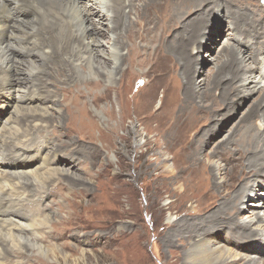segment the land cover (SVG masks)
Returning <instances> with one entry per match:
<instances>
[{"label":"bare ground","instance_id":"6f19581e","mask_svg":"<svg viewBox=\"0 0 264 264\" xmlns=\"http://www.w3.org/2000/svg\"><path fill=\"white\" fill-rule=\"evenodd\" d=\"M97 1L95 0L91 5L93 8L94 6L98 7L94 9L95 11L91 8L92 18L96 17L99 24L107 27L105 33L111 30V34L114 36L110 40L112 46L108 48V55L103 56L105 58L103 67H99V63H97L99 51L95 50L97 42L92 37L94 31L91 27L84 28V25L89 24L93 19L87 15L88 10L86 8L83 10V7L79 6V0H0V109H2L0 122L4 109L7 111L9 108H13L14 110H11L15 113L5 118L0 128V264H4L2 260L9 253H15L18 256L22 254L21 251L25 250H28V253H37L46 259L55 258L61 254L54 245L45 247L41 242L44 237L41 235L40 229L49 224L50 215L46 214L39 217V211L27 214L23 213L22 209L26 207V202H33L30 200L33 186L39 192H44L49 185L63 179L71 184L77 183L79 179L64 168L66 162H63L62 159L59 160L61 150L47 144L42 147L43 149L34 146L37 156L38 153L45 151L43 159L39 160L36 156H29L30 151H27L25 146L23 147L24 144H29L27 140H30L35 132L44 131L47 123L53 122L59 126L62 120L59 109H56L58 104L56 105L51 99L53 93L45 90L47 84L41 86V82L54 83L58 93H64L60 83L70 84V86L72 83V86L75 87L77 84L78 86L81 85L80 81L83 80H85L84 87L95 85L97 88L100 83L98 78L89 79L83 70L88 71V76L94 74L108 82L112 71H122L124 57L121 51L126 50V58L129 59V64H132L131 60L133 61L135 54L139 56V59L145 57V55H141L143 44L155 45L153 53L144 58L146 62L153 57L160 69H162L161 63L164 61L170 62L171 65L174 62L175 65L179 66L182 82L176 83V100L171 110L178 112L175 120L179 122L182 120L186 122V127L191 126L195 128L194 131H199L198 137L193 139L190 136L186 147H183L186 153V166L189 167L188 173L195 178L197 173L203 174V171H200L199 167H195V164H197L198 153L204 140L217 136V131L222 132L223 128L220 126L226 124V119L229 118L231 110L237 108L238 101L254 92L258 95L245 116L239 118L234 128L229 131L227 138L217 145L226 149L233 142L231 139L234 138L236 131L239 133V128L245 129L251 120L261 119L262 130L254 131L251 128L252 130L247 129L245 133L240 132L241 139L238 143L241 144L239 146L241 150H236L235 155L237 157H234L232 162L241 164L238 182L240 187L230 193L228 186H226L227 193L225 192V194L228 198L221 208H218L220 209L219 215L228 216V225H226L229 226L228 228L231 229L234 237L239 238L238 242L240 241L241 248L250 241H256L255 237L259 236L260 228L252 229V226L255 224L260 226L261 219L259 220L258 215L252 222L241 224L236 222L241 213L243 200L249 198L248 195L256 191L252 190V182L259 181L257 189L264 191V182L261 181L264 179V88L257 87V84L261 83L258 81L260 78L253 75L254 69L249 66L250 63L256 62L259 51L264 50V41H259L261 38L264 39V32L258 29L259 22L257 25L255 24L257 19H253L256 12L251 13L245 1H237L239 5H243L244 9H242L233 6L230 0H182L183 4L188 5L191 2L190 4L193 5L191 7H194L187 9L185 13L179 10L181 5L184 6L181 0H123V4L122 0ZM114 2L122 4L123 8H115ZM156 4L159 5L158 8L155 6ZM200 4H203L202 8H200ZM106 6H108L107 10H101ZM150 7L153 8L150 12L151 22L144 24V19L149 18L146 17L148 15L147 9ZM133 11L134 16L146 11L142 14L145 17H139L140 22L133 21L129 17V12L132 14ZM190 11H195V13L186 17ZM213 13L220 14L221 20L225 18L229 20L230 40L242 44L246 49L237 48L226 41L218 47L214 58L215 63L208 72L202 73V79L197 84L195 77L200 76L201 72L197 68L201 66L199 69L201 70L205 64L198 59L197 54L207 49V53L211 52L209 42L215 41L214 37L221 34L220 29L211 27L210 20ZM169 15L172 19L170 27L179 26L178 33L174 31L170 37L165 31L167 24L164 23L165 25H163V21ZM102 17L105 19L113 18V22L109 24L107 20L101 22L100 18ZM196 20L200 23L208 22L210 25L204 26ZM209 30H212V33ZM199 37L205 42L200 43ZM170 38L172 41L169 40ZM193 52H196V55ZM109 66L111 69H108ZM104 67L108 70H106L107 73H99L98 70H102ZM65 72L67 73L65 74ZM160 73L163 74V71L160 70ZM102 74L104 76H101ZM123 74L119 79L120 81ZM171 75L172 71L165 69L164 76L173 82L170 78ZM259 76L264 78L263 73H260ZM245 78L251 83H255L250 91L246 90L245 85L237 86V83ZM224 82L226 85H223ZM217 94L221 96L219 102L213 100L214 95ZM226 94L230 96L226 98ZM25 101L29 105L35 104V106H30V108L17 106ZM47 101L50 102L51 113L48 110L49 106H45ZM149 103L151 105L150 101ZM67 108L69 107L65 106L66 110H68ZM159 110L163 109L160 108ZM81 113L82 110L79 111V126H93L91 118L86 113L83 115ZM96 113L101 115L98 111ZM177 121L175 122L177 123ZM176 123L175 125H177ZM66 126H71L72 130L75 128L71 123ZM177 126H173L174 129H171V131L176 129V134L173 141L167 144L168 149L171 148V144L175 145L180 140V127L177 129ZM71 132H63V135L58 134V137L60 139L63 136L68 138L72 134ZM165 139L168 140V138ZM24 141L26 142L24 143ZM234 141L236 142V140ZM62 152L64 151L62 150ZM215 154L217 155L216 152ZM75 155V153L69 152L63 156L66 159L75 160ZM241 155L243 156L241 157ZM16 161L20 162L15 164ZM3 164H13V168L17 169L24 167V170H22L23 172H8L4 170ZM212 168V174L218 175L223 171V168L222 170L216 169L215 165ZM179 179L185 184L184 177ZM54 192L56 193V191ZM206 193L208 198L212 197L210 191H206ZM211 203L212 201L208 203L209 205L203 206L202 209L204 207L209 209L212 206ZM262 203L264 204V199L259 198L253 206L263 208ZM29 207L32 206L29 205ZM202 209H199L198 212L201 213ZM195 217L197 219L191 222L180 220L171 224L169 233L163 238L165 243L178 242L177 244L183 247L187 246V242L190 241L189 249L184 253L188 264H231V262H235L236 260L230 259L238 257V255L234 253L231 255L221 247L212 249L206 245L204 236L210 234V231H205V228L209 226L208 222L214 221L215 218L208 216V220V218H200L201 216ZM194 237L197 239L193 240ZM46 239L49 240V238ZM262 247L264 248V243ZM251 248L249 252L253 255H240L237 262L241 264H264L263 259L254 256V254L259 255L261 253L260 249L255 246Z\"/></svg>","mask_w":264,"mask_h":264},{"label":"rangeland","instance_id":"374dc122","mask_svg":"<svg viewBox=\"0 0 264 264\" xmlns=\"http://www.w3.org/2000/svg\"><path fill=\"white\" fill-rule=\"evenodd\" d=\"M230 1L233 6L242 9H244L243 5H239L237 1H245L248 10L251 13L256 12L253 19H257L255 24L257 25L259 22V27H257L264 32V0ZM93 2L95 0H79L78 4L83 7V10L86 8L87 15L93 19L92 22L89 21V24L86 23L84 28L91 27L94 31L92 37L98 43H96L95 50L99 51L97 63L100 67L105 59L103 56H107L109 53L108 48L112 46L110 40L114 36L111 34V30L105 33L107 27L99 24L96 17L92 18L91 8L93 7L91 5ZM190 3L188 5L182 3L184 6L181 5V9L179 8L180 12L185 13L187 9L194 8ZM122 4L114 2L113 6L115 8L122 7ZM155 6L158 8L159 5ZM185 6L188 7L185 8ZM200 6L202 8L203 4ZM134 7L137 6L134 5ZM97 8L94 6L93 11ZM255 8L259 9L256 11ZM103 9L107 10L108 6L101 8V10ZM152 9V7L147 9L149 16L147 15L146 18H149L144 19V24L151 22L150 12ZM195 11H190L186 17L193 15ZM144 12L146 11L140 12L137 16H134V11L132 14L129 12V17L133 21L140 22L139 17H145L142 15ZM100 20L101 22L107 20L108 24L113 22V18L102 17ZM171 21L170 15L163 21V25L167 24L165 31L169 37L174 31L178 33L179 29V26L170 27ZM196 21L204 26L210 25L208 22ZM210 22L211 27L220 29L221 34L214 37L215 41L209 42L211 52L207 53V49L197 54L198 59L205 63L201 70H199L201 66L197 68L199 72L201 71L200 76L195 77L197 84L202 79V73L208 72L215 63L214 58L218 47L226 41L237 48L246 49L242 44L230 40L231 31L228 19L221 20L220 14L213 13ZM209 31L212 33V30ZM169 40L172 41L171 38ZM199 41L200 43L205 42L201 37H199ZM259 41H264V39L261 38ZM143 45L141 55H145L144 58H146L148 54L153 53L155 45ZM121 54L124 57L122 71H112L108 82L94 74L88 76V71L83 70L89 79L98 78L100 83L97 88L95 85L84 87L85 80H83L80 81L81 85L77 84L75 87L72 86V83L71 86L60 83L64 93H58L54 83L41 82V86L47 84L45 90L53 93L51 99L56 105L58 104L55 108L59 109L62 120L59 126L53 122V125L51 122L47 123L44 131L35 132L32 138L27 140L29 144L26 143L23 147L25 146L24 148L30 151L29 156H36L39 160L43 159L45 151L38 153L37 156L34 149L36 146L43 149L42 147L47 144L61 150L59 160L62 159L63 162H66L64 168L79 179L75 184L67 183L63 179L49 185L44 192H39L33 186L30 196V200L33 202H26V207L22 209L23 213L27 214L39 211V217L50 215L49 224L40 229V233L44 237L41 242L45 247L54 245L61 254L55 258L46 259L37 253H28V250H25L21 251L22 254L18 256L15 253H9L2 260L4 264H188L184 253L188 251L190 241L187 242V246L182 247L177 244L178 242L167 244L163 238L169 233L171 224L180 220L191 222L197 219L195 216H201L202 219L208 218V220L209 217L215 218L214 221L210 220L209 226L205 228V231H210V234L204 236L206 245L212 249L221 247L231 255L233 253L238 255V257L230 259L236 260L231 264H241L237 262L240 255H253L249 250L254 246L261 252L254 256L264 260V248L262 247L264 243V207L255 208L253 206L257 199H264L263 189H257L259 181L252 182V190L256 191L250 193L249 198L243 200L241 213L236 219L239 224L247 223L254 221L255 216L258 215L259 220L261 219L260 226L258 224L252 226V229L260 228L259 236L255 237L256 241H250L241 248L240 241L238 242L239 238L236 239L227 226L228 216L218 214L220 212L218 208H221L228 198L225 194V192L227 193L226 186L230 193L240 187L238 182L241 164L232 163L237 157L236 150H241L239 148L241 144L238 143L241 139L240 132L245 133L247 129L251 128L254 131L262 130L261 119L251 120L247 125L249 127L246 126L245 129L239 128V133L236 131L234 138L231 139L233 142L226 148L227 150L217 145L227 138L229 131L234 128L239 118L245 116L258 95L254 92L238 101L237 108L231 110L226 124L220 126L223 128L222 132L217 131V136L204 140L198 153L199 159L197 158L198 161L195 164V167H199L203 174L197 173L195 178L188 173L189 167L186 166V153L183 147H186L190 136L193 139L197 138L199 131H194L195 128L191 126L186 127V122L182 120L180 122L175 120L178 112L171 110L176 100V83L182 82L179 66L174 62L171 65L170 62L164 61L161 63L162 69H160L153 57L146 62L144 58L139 59L136 54L133 61L131 60L132 64H129L126 50H122ZM193 54L196 55V52ZM249 66L254 69L253 75L260 78L258 81L261 83L257 84V87L264 88V78L259 76L260 73L264 74V50L259 51L256 62L250 63ZM109 68L111 69V66ZM165 69L172 71L170 78L173 82L164 76ZM106 70L104 67L98 71L107 73L108 70ZM160 70L163 71V74L160 73ZM121 73L123 78L120 81ZM223 85H226V82ZM241 85H245L246 90L250 91L255 83H251L245 78L237 83V86ZM177 96H179L178 93ZM229 96L226 94L225 97ZM220 97L217 94L212 99L219 102L221 101ZM19 104L17 106L27 108L35 106V104L29 105L27 101ZM45 106H49L48 110L51 113L50 102H45ZM65 106L69 107L68 110L65 109ZM160 108L163 110H159ZM11 109L14 110L13 108H9L7 111L3 110L0 128L5 118L15 114ZM80 110H82V115L86 113L91 118L93 126H79ZM70 123L75 126L74 130L71 126H66ZM173 126H177V129L180 127V140L175 145L171 144V148L168 149L167 144L173 141L176 134V129L171 131L174 129ZM67 131H72L70 137L63 136L61 139L58 137V134L63 135L62 133ZM69 152L76 154L75 160L66 159L63 156ZM222 154L224 155L221 156ZM19 162L14 163L18 164ZM214 165L216 169L222 170L223 168V171L218 175L212 174L211 169ZM3 167L8 172H23L22 170H24V167L20 168L21 170L13 168V164H3ZM178 176L185 178L183 180L186 185L180 181ZM27 177L31 180L29 176ZM261 181L264 182V179ZM206 191L211 192V198L207 197ZM211 201L212 206L209 209H205V207L202 209ZM199 209H202L201 213L198 212ZM46 238H49L50 241ZM196 239V237L193 238V240Z\"/></svg>","mask_w":264,"mask_h":264}]
</instances>
